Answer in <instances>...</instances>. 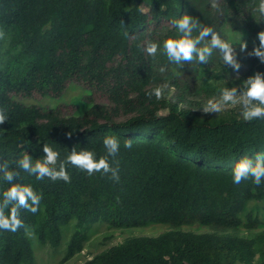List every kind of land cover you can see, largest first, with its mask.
I'll return each mask as SVG.
<instances>
[{
    "label": "trees",
    "instance_id": "16d2710c",
    "mask_svg": "<svg viewBox=\"0 0 264 264\" xmlns=\"http://www.w3.org/2000/svg\"><path fill=\"white\" fill-rule=\"evenodd\" d=\"M255 3L221 0L217 11L210 0H0V107L8 115L0 162L19 172L15 182L42 194L36 214L21 209L27 231H0V264H35L28 235L56 250L72 225L66 262L83 251L96 222L114 230L167 228L124 238L84 264H264V182L237 185L231 175L241 157L264 153V120L244 121L239 105L219 114L201 109L221 88L264 72L247 55L264 31ZM185 14L236 44L238 73L218 52L208 65L168 62L163 42L178 38L171 22ZM148 42L160 46L155 59L143 51ZM166 82L163 98L146 96ZM71 86L84 91L71 114L21 101L58 99ZM107 134L121 141L118 183L71 165L70 183L37 181L16 167L25 153L42 159L44 143L61 160L74 147L99 158ZM7 187L0 179V189Z\"/></svg>",
    "mask_w": 264,
    "mask_h": 264
},
{
    "label": "clouds",
    "instance_id": "9594fccd",
    "mask_svg": "<svg viewBox=\"0 0 264 264\" xmlns=\"http://www.w3.org/2000/svg\"><path fill=\"white\" fill-rule=\"evenodd\" d=\"M221 0H210V6L220 11ZM254 13L264 20V0H258L253 8ZM172 25L176 28L178 38H169L163 42V54L169 63L182 68L185 64L196 63L198 65H208L214 52H218L223 65L230 67L237 73L241 68L238 59L236 44L221 37L220 33L212 27L206 26L201 21L190 15L180 16L174 19ZM198 33L193 35V33ZM4 32L0 31V39L4 38ZM128 33L125 32V36ZM259 45L254 46L247 55L256 57L264 64V31L258 34ZM239 51L247 50V43L239 38ZM159 45L155 42H148L143 47V51L153 59L157 56ZM161 67L160 72H165ZM239 78V76H237ZM170 87L169 83L152 88L147 91L146 96L151 99L153 96L160 100L166 90ZM239 105L240 115L246 122L254 120H264V72H255L253 75L241 81L239 86L223 87L218 96L209 99L201 108L203 113L219 114L227 105ZM8 121L5 108L0 107V125ZM69 136L71 133L68 134ZM123 146L132 147V140L125 139ZM103 148L105 154L97 158L94 151L81 149L77 151L74 147L69 154L60 159L59 151L51 145L44 143L42 159H35L25 153L15 163L16 167L34 176L37 181L46 178L55 182L63 180L71 182V177L67 171V166L71 165L82 172H86L89 177L100 173L101 175L110 174V179L118 183L120 180V161L117 159L120 153L121 141L114 134H107L103 138ZM234 184L251 180L255 185L260 186L264 182V153H257L254 158L247 155L241 157L234 165L232 172ZM19 177V172L10 168L7 161L0 162V179L9 185L6 189H0V231L16 233L19 229L25 228V223L21 219V209L36 214L40 210L42 194H38L31 185L15 182Z\"/></svg>",
    "mask_w": 264,
    "mask_h": 264
},
{
    "label": "rangeland",
    "instance_id": "374dc122",
    "mask_svg": "<svg viewBox=\"0 0 264 264\" xmlns=\"http://www.w3.org/2000/svg\"><path fill=\"white\" fill-rule=\"evenodd\" d=\"M144 12H147L146 7H142ZM83 89L79 86H71L64 93V95L58 99L41 98L34 96L32 98H24L21 100L27 105L39 106L43 109L58 108L61 113L71 114L74 112L77 106H75V100H77L82 94ZM261 213L264 215V205H262ZM196 225L194 229H203L206 227ZM203 227V228H201ZM63 234V238L59 247L53 250L49 246L41 245L33 235H28L31 239L33 253L35 257V264H84L89 258L108 247L119 243L124 238L141 235V234H158L160 231L167 228L163 225L150 226L147 228H133V229H110L108 225L102 222L94 223L87 231L88 240L84 243V249L81 253L75 255L72 259L62 262L66 253V246L69 240L70 233L72 231V225L68 227ZM64 229V228H63Z\"/></svg>",
    "mask_w": 264,
    "mask_h": 264
}]
</instances>
